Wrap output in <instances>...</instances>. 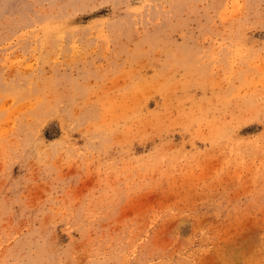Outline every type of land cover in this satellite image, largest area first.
Masks as SVG:
<instances>
[{"label":"rangeland","instance_id":"1","mask_svg":"<svg viewBox=\"0 0 264 264\" xmlns=\"http://www.w3.org/2000/svg\"><path fill=\"white\" fill-rule=\"evenodd\" d=\"M0 264H264V0H0Z\"/></svg>","mask_w":264,"mask_h":264}]
</instances>
